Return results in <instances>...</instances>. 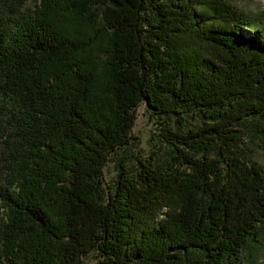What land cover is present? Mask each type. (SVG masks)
I'll use <instances>...</instances> for the list:
<instances>
[{
    "label": "trees",
    "instance_id": "16d2710c",
    "mask_svg": "<svg viewBox=\"0 0 264 264\" xmlns=\"http://www.w3.org/2000/svg\"><path fill=\"white\" fill-rule=\"evenodd\" d=\"M25 1L0 4V264H255L264 166L237 143L244 128L264 135V12ZM142 102L169 153L133 172Z\"/></svg>",
    "mask_w": 264,
    "mask_h": 264
},
{
    "label": "rangeland",
    "instance_id": "374dc122",
    "mask_svg": "<svg viewBox=\"0 0 264 264\" xmlns=\"http://www.w3.org/2000/svg\"><path fill=\"white\" fill-rule=\"evenodd\" d=\"M37 0H26L25 7H33ZM237 7L245 11L248 14L259 15L264 12V0H233L232 1ZM1 4V0H0ZM148 111L144 102H142L135 112V121L132 127V135L135 137V141L138 142L136 147H133L131 151L130 161L125 164L128 171L135 172L138 170L139 161L141 160L148 166L161 164L164 159L162 153L167 149L168 144L164 141L161 136V124L163 121L161 117H158ZM165 119V118H164ZM194 118L188 114L184 116V119L177 120L175 118H168L167 125L171 130L175 127H187L191 123H194ZM237 150L244 154V156L252 161L257 162L264 166V135L256 137L252 134L251 128H244L243 133L240 136L237 143ZM169 153V150H168ZM172 155V152H170ZM170 158V156H167ZM118 178V169L114 162H108L103 170V179L106 185L112 186ZM252 250L254 255H257L256 263L264 264V250L260 252V243L253 241ZM84 264H100L101 257L97 253L91 252L84 258ZM235 264H253L248 262V255L245 252L244 257L237 261Z\"/></svg>",
    "mask_w": 264,
    "mask_h": 264
}]
</instances>
